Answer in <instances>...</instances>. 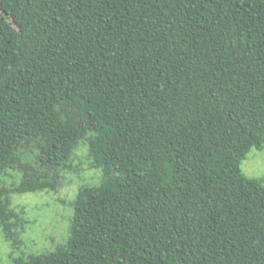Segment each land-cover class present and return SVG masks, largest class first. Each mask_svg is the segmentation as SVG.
I'll use <instances>...</instances> for the list:
<instances>
[{
  "label": "trees",
  "instance_id": "16d2710c",
  "mask_svg": "<svg viewBox=\"0 0 264 264\" xmlns=\"http://www.w3.org/2000/svg\"><path fill=\"white\" fill-rule=\"evenodd\" d=\"M82 143L102 180L67 242L13 264H264V182L241 169L264 149V0H0L14 247L10 195L57 191Z\"/></svg>",
  "mask_w": 264,
  "mask_h": 264
},
{
  "label": "rangeland",
  "instance_id": "374dc122",
  "mask_svg": "<svg viewBox=\"0 0 264 264\" xmlns=\"http://www.w3.org/2000/svg\"><path fill=\"white\" fill-rule=\"evenodd\" d=\"M88 156L87 145L80 144L68 168L61 174V185L57 191L10 195V206L22 224L18 227L20 243L14 247L0 226V264H13L18 257L52 252L67 242L74 202L80 188L99 185L102 180V170L91 167ZM241 169L247 177L264 182V149L253 148L242 162ZM20 179L19 172L9 170L3 178V185L9 187Z\"/></svg>",
  "mask_w": 264,
  "mask_h": 264
}]
</instances>
